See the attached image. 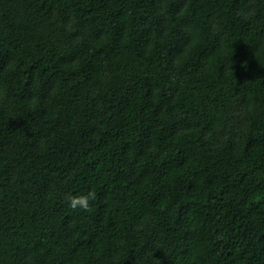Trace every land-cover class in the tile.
Instances as JSON below:
<instances>
[{"label": "trees", "instance_id": "1", "mask_svg": "<svg viewBox=\"0 0 264 264\" xmlns=\"http://www.w3.org/2000/svg\"><path fill=\"white\" fill-rule=\"evenodd\" d=\"M0 264H264V0H0Z\"/></svg>", "mask_w": 264, "mask_h": 264}, {"label": "clouds", "instance_id": "2", "mask_svg": "<svg viewBox=\"0 0 264 264\" xmlns=\"http://www.w3.org/2000/svg\"><path fill=\"white\" fill-rule=\"evenodd\" d=\"M244 18H248V14H244ZM97 194L95 191H89L86 194L80 195H66L65 199L69 203V207L72 209H81L84 211L90 210V202L96 200Z\"/></svg>", "mask_w": 264, "mask_h": 264}]
</instances>
